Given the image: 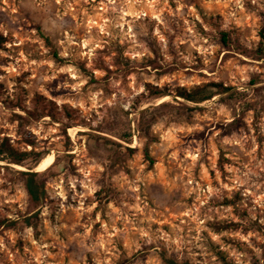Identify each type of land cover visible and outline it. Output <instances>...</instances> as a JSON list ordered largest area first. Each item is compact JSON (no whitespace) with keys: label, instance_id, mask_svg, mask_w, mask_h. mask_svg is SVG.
<instances>
[{"label":"rangeland","instance_id":"rangeland-1","mask_svg":"<svg viewBox=\"0 0 264 264\" xmlns=\"http://www.w3.org/2000/svg\"><path fill=\"white\" fill-rule=\"evenodd\" d=\"M222 32L264 52V0H0V264H264V59Z\"/></svg>","mask_w":264,"mask_h":264},{"label":"trees","instance_id":"trees-1","mask_svg":"<svg viewBox=\"0 0 264 264\" xmlns=\"http://www.w3.org/2000/svg\"><path fill=\"white\" fill-rule=\"evenodd\" d=\"M220 42L223 48L232 53L241 56L252 57L257 61L264 59L263 49L260 48L256 52L248 51L240 44L232 42V40L229 38L228 33H220ZM149 66L152 69H157L156 64L153 61H150ZM210 86L213 88H217L218 90H216V92L207 94V89L209 86H205L202 88H197L196 90L189 93L185 90H181L180 92H178V96L186 100L187 102L198 104L211 100L214 96H216L217 92L219 93L227 91V89L223 88V86L220 84H213ZM161 106H165V104H161ZM31 154L32 153L17 154V152L13 150L7 140H0V155L8 156L10 158V161L14 164H23L26 158ZM145 156L149 159L150 163H152V160L148 157L147 152H145ZM20 175L24 179V188L28 197V206L23 218L25 219L27 225H31V221L36 218L37 210L43 206V202L46 199V192L44 190L43 182L38 179L37 173L31 172L29 170L27 172H20ZM162 261L164 264H182L181 262H178L174 259L168 260L165 256H162Z\"/></svg>","mask_w":264,"mask_h":264}]
</instances>
